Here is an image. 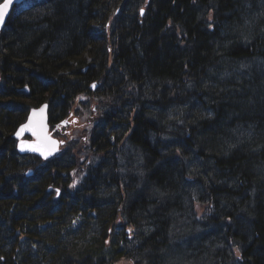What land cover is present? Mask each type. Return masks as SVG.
I'll return each instance as SVG.
<instances>
[{
    "label": "trees",
    "instance_id": "obj_1",
    "mask_svg": "<svg viewBox=\"0 0 264 264\" xmlns=\"http://www.w3.org/2000/svg\"><path fill=\"white\" fill-rule=\"evenodd\" d=\"M5 26L0 264H264V0H28ZM92 99L89 156L18 154L31 108Z\"/></svg>",
    "mask_w": 264,
    "mask_h": 264
},
{
    "label": "water",
    "instance_id": "obj_2",
    "mask_svg": "<svg viewBox=\"0 0 264 264\" xmlns=\"http://www.w3.org/2000/svg\"><path fill=\"white\" fill-rule=\"evenodd\" d=\"M24 1L13 0L3 22H0V31L4 29L13 9ZM2 2L3 0L0 3ZM143 14L144 9L141 10V15ZM87 69L88 66L84 71L86 72ZM92 88L95 89V83L92 84ZM25 89L28 90V87L26 86ZM49 106V102L45 101V103L31 108L27 119L15 130L13 138L17 140V152L20 155H35L44 161H48V159L56 157L60 152L64 141L55 137L53 130H51ZM60 122L62 125L68 123L66 120ZM59 126L60 124L57 125V127ZM32 173V169L27 171L28 175ZM48 189L52 190L53 188L49 186ZM58 191L60 190L58 189Z\"/></svg>",
    "mask_w": 264,
    "mask_h": 264
},
{
    "label": "rangeland",
    "instance_id": "obj_3",
    "mask_svg": "<svg viewBox=\"0 0 264 264\" xmlns=\"http://www.w3.org/2000/svg\"><path fill=\"white\" fill-rule=\"evenodd\" d=\"M90 102H91V103H89L90 108L88 110L84 109V111H85L84 114L80 113V114H78V116L76 114V116L79 118L76 121V123L71 121V123H69L67 126L62 127V131H63L62 133L64 134L63 138L65 140H67V137L70 136L69 139L67 140L66 145H64V147H66V148H69L71 146V148L73 149L70 156H75V155L76 156H80V155L89 156L88 138L90 136V130L96 123H98L97 120H99V118L101 117V114H102V111H100L99 108L96 109V106L98 105V101L96 99H92V101H90ZM85 103H88V102L85 100ZM77 105L78 104L73 105L72 110L73 109L77 110V107H76ZM84 108H85V106H84ZM93 113H96V114H93ZM87 127L90 128L88 130L89 132L86 130ZM85 135H87V136H85ZM83 219H84V216H82V215L75 216L73 218L74 226L78 227L80 224H82ZM120 264H125V263L122 262Z\"/></svg>",
    "mask_w": 264,
    "mask_h": 264
},
{
    "label": "snow or ice",
    "instance_id": "obj_4",
    "mask_svg": "<svg viewBox=\"0 0 264 264\" xmlns=\"http://www.w3.org/2000/svg\"><path fill=\"white\" fill-rule=\"evenodd\" d=\"M12 2L13 0H3V2L0 3V22H3L7 14V10L11 6Z\"/></svg>",
    "mask_w": 264,
    "mask_h": 264
}]
</instances>
